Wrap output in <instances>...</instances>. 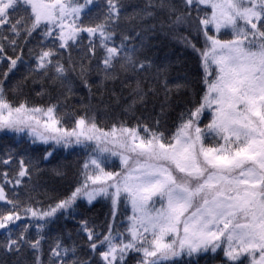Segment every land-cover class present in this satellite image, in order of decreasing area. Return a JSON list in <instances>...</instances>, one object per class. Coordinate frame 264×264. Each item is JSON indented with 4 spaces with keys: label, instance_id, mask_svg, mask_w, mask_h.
<instances>
[{
    "label": "snow or ice",
    "instance_id": "snow-or-ice-1",
    "mask_svg": "<svg viewBox=\"0 0 264 264\" xmlns=\"http://www.w3.org/2000/svg\"><path fill=\"white\" fill-rule=\"evenodd\" d=\"M0 138V264H264V0H0Z\"/></svg>",
    "mask_w": 264,
    "mask_h": 264
},
{
    "label": "trees",
    "instance_id": "trees-1",
    "mask_svg": "<svg viewBox=\"0 0 264 264\" xmlns=\"http://www.w3.org/2000/svg\"><path fill=\"white\" fill-rule=\"evenodd\" d=\"M165 45H166L165 51H168L172 54L171 58L173 59V61H175L177 57L186 61L185 68L180 70L181 74H183L184 71H187L189 74H195L198 71L196 60L192 56L190 50L185 49L179 42L174 41V40L165 41ZM173 75H176V73L174 72ZM179 111L180 109H176V112L173 113V116H175ZM116 114L119 115L118 109L116 110ZM99 121H100L101 127H108L110 126L112 122L110 118H107L105 116H100ZM18 139H19L18 137H9L7 138V143L12 146H15V141ZM4 142H5L4 138H0V146H2ZM83 157H84V154L80 151L73 152V153H67V152L61 151L58 153V159L66 158L67 160L72 161L74 164L76 161H80L82 163ZM53 163H55V161H53ZM42 167L44 166L42 165ZM62 183L63 182L57 181V184H62ZM2 204L3 202H0V206H2ZM97 211L106 212L107 208L98 204ZM101 219H103V216H101Z\"/></svg>",
    "mask_w": 264,
    "mask_h": 264
}]
</instances>
